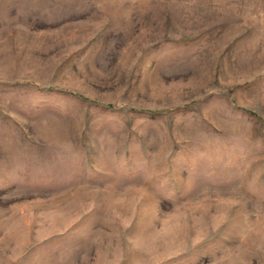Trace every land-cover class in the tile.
<instances>
[{"label": "rangeland", "instance_id": "1", "mask_svg": "<svg viewBox=\"0 0 264 264\" xmlns=\"http://www.w3.org/2000/svg\"><path fill=\"white\" fill-rule=\"evenodd\" d=\"M0 264H264V0H0Z\"/></svg>", "mask_w": 264, "mask_h": 264}]
</instances>
